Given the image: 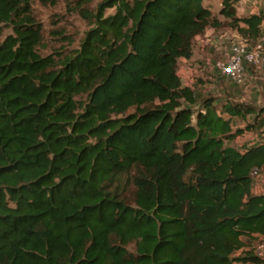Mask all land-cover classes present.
<instances>
[{
    "label": "trees",
    "instance_id": "trees-1",
    "mask_svg": "<svg viewBox=\"0 0 264 264\" xmlns=\"http://www.w3.org/2000/svg\"><path fill=\"white\" fill-rule=\"evenodd\" d=\"M35 1L57 3L0 0V264H264V106L179 75L223 26L204 0H64L89 29L46 56ZM236 2L219 14L253 44L264 14ZM244 132L260 140L229 145Z\"/></svg>",
    "mask_w": 264,
    "mask_h": 264
},
{
    "label": "rangeland",
    "instance_id": "rangeland-1",
    "mask_svg": "<svg viewBox=\"0 0 264 264\" xmlns=\"http://www.w3.org/2000/svg\"><path fill=\"white\" fill-rule=\"evenodd\" d=\"M223 0H204L203 5L220 19L223 26L217 30L208 29L202 37L194 43V51L198 52L196 61L190 63V70L186 64H179V75L183 85L190 86L200 98H229L237 103L249 104L255 107L264 106V73L245 67L241 74V82L236 83L229 77L221 76L214 69V63L222 60L229 54L232 45L240 44L241 38L235 30L228 26L219 11ZM236 16L245 17L250 14H264V0H236ZM99 0H95L93 9ZM113 13L108 10L106 14ZM33 14L37 22L42 25V42L39 52L42 56L59 53L69 55L78 49L85 32L89 29L87 23L76 13L68 11L66 1L57 0L55 6H43L38 1L33 4ZM52 31H60L62 38L51 35ZM12 32L3 31L1 41ZM203 52H200V50ZM198 59V60H197ZM194 65V66H193ZM252 120V117L248 118ZM244 122L233 120V128H243ZM260 140L258 132H244L241 136L230 142L229 145L242 151ZM130 189V186L127 187ZM128 189V190H129ZM253 189L257 193L264 192V172L254 177ZM247 243V241H245ZM259 241L253 243L257 245ZM240 264V263H234Z\"/></svg>",
    "mask_w": 264,
    "mask_h": 264
},
{
    "label": "built area",
    "instance_id": "built-area-1",
    "mask_svg": "<svg viewBox=\"0 0 264 264\" xmlns=\"http://www.w3.org/2000/svg\"><path fill=\"white\" fill-rule=\"evenodd\" d=\"M240 44L232 45L229 54L222 60L214 63V69L221 76L229 77L232 81L241 82V74L245 67L264 73V32L253 44L241 39ZM260 172L253 171L252 176L256 177ZM255 255L264 261V238L255 247Z\"/></svg>",
    "mask_w": 264,
    "mask_h": 264
},
{
    "label": "crops",
    "instance_id": "crops-1",
    "mask_svg": "<svg viewBox=\"0 0 264 264\" xmlns=\"http://www.w3.org/2000/svg\"><path fill=\"white\" fill-rule=\"evenodd\" d=\"M200 52H203V50L201 49ZM197 56H198V52H197V51H194L193 57H192L190 60L180 59V64H181V63H182V64H186V66H187L188 69L190 70V69H191V68H190V63L196 61V58H198ZM197 60H198V59H197ZM193 66H194V65H193ZM258 141H259V140H257V142H256L255 144H257ZM253 192H254L255 194H260V193H257V192L255 191V189H253Z\"/></svg>",
    "mask_w": 264,
    "mask_h": 264
}]
</instances>
